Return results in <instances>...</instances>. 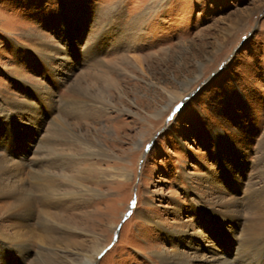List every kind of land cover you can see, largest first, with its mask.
Returning a JSON list of instances; mask_svg holds the SVG:
<instances>
[{
	"label": "rangeland",
	"instance_id": "374dc122",
	"mask_svg": "<svg viewBox=\"0 0 264 264\" xmlns=\"http://www.w3.org/2000/svg\"><path fill=\"white\" fill-rule=\"evenodd\" d=\"M34 95L37 117L22 104ZM4 138L0 159L43 167L57 195L76 189L66 179L84 189L48 208L49 242L0 245V264H87L101 247L93 264H166L157 253L175 250L197 264L214 243L224 251L223 199L242 219L264 203V0H0ZM32 191L36 224L47 206ZM208 204L228 220L214 225Z\"/></svg>",
	"mask_w": 264,
	"mask_h": 264
},
{
	"label": "bare ground",
	"instance_id": "6f19581e",
	"mask_svg": "<svg viewBox=\"0 0 264 264\" xmlns=\"http://www.w3.org/2000/svg\"><path fill=\"white\" fill-rule=\"evenodd\" d=\"M55 50L56 48L53 46L52 51ZM85 50L90 51V47H86ZM40 55L43 59L44 64L46 65H49L50 60L53 59L52 56H49L48 54ZM27 85L28 83L26 82L22 84L25 90H29L30 88H32L33 90L35 88L34 86H30V88H28ZM40 92L41 91L38 90L39 95ZM39 95H34L32 99L29 98L28 101L22 102V104L24 103L25 106L29 107V111L27 112L31 113L32 116L35 117H37L38 110L36 109L37 105H34L32 101H34V99H37L36 97L45 98L46 96V94L41 97H39ZM42 103L44 105V102ZM14 120L15 119H12L8 122L12 123ZM25 122L29 123V121L26 119ZM30 127H32V125ZM5 140L6 139L4 138L0 143L6 144ZM5 146L7 147L8 144H6ZM53 156L51 159L56 158V155ZM8 159L9 158L7 157L0 159V197L6 196L8 200V202L5 203L8 206V208H6L7 215L12 214L13 212L12 218L9 219L11 221V225L9 226L12 227L13 232H11L12 234L7 233V230L10 229L2 228V225L0 223V245L4 249V246L10 247L8 246L10 244L12 247H14L15 252L26 254L30 249L28 243L30 242V240L34 239V237H37L38 232L41 233L39 234V238H44V243L50 241V238L48 236L49 232L53 231L55 228L52 225L53 221L50 219V213L47 212L48 210H50L48 208H52L56 205L62 206L65 201L73 200L75 199V197L82 195V189H84V187L82 185L79 186L74 180L72 181L71 179H66V182L73 184V186L75 184L76 189L67 191L64 194L57 195L55 193L54 187L56 179L45 169H43V167L41 169H38V171H34L32 168L33 172L27 173L23 171L22 166L25 165L26 162L21 161V156H19L17 161L10 159L8 162ZM39 163L40 162H38L37 164ZM227 184H232L235 187L237 186V182L233 177L232 179H229V183ZM32 188H34V191L35 188L40 190L41 194H38L36 191L35 192L39 197L41 196L43 202L45 203V206H47V209L44 208L46 210L42 212L41 218L37 221L36 224H33V219H35L37 195L32 191ZM258 192L259 189H256L255 185H252V187L249 188L246 193H242L244 195L243 200H252L251 198ZM227 198L223 199V201H225L224 207L226 208L224 210V214H228L229 211H232L231 218L228 214V222H230L231 225L228 228V234H221L220 236L222 237L219 238H222V240H224V238H227L228 240L234 239L235 243L231 246L230 241H221L220 246H222L223 243H226V249L224 251L221 250L222 247H218L214 243L212 247H208V251L212 252L214 255H211L209 258H198V261L196 262L197 264H259L258 259H260L262 254L264 253V203L260 206H251L252 211H254L251 217L242 219V217L239 215V210L234 212L233 209H235L236 206L233 205ZM235 203H237V199H235ZM245 203L242 206H244ZM206 208L208 210H213L212 212L214 216L218 219V221L214 222V225L218 226L219 220L222 221L223 218L225 219V217L221 218L225 215L220 214L219 209L217 212L213 205L208 204ZM202 216H204V214H202ZM225 220L228 219L226 218ZM228 222H226L225 224L227 225ZM55 224L58 226L61 225L60 228H67L66 224L56 222ZM55 224L54 226H56ZM154 225L160 226V224L157 222L154 223ZM218 230L222 233L225 232L227 228L224 227L221 229L220 227H218ZM12 247H10V249H12ZM103 248L104 247H101L100 249L98 248L94 252V255L92 257H87V264H93L94 260ZM230 252L232 254L228 257V254ZM157 256L166 264H191V261H189L187 255L182 252L180 253L179 250H175V256L173 260L172 258H168L167 254L165 253H157ZM204 256H206V254H204Z\"/></svg>",
	"mask_w": 264,
	"mask_h": 264
}]
</instances>
